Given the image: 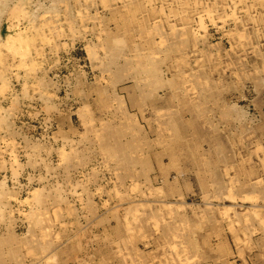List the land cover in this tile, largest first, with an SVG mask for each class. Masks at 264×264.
Listing matches in <instances>:
<instances>
[{"label": "rangeland", "instance_id": "obj_1", "mask_svg": "<svg viewBox=\"0 0 264 264\" xmlns=\"http://www.w3.org/2000/svg\"><path fill=\"white\" fill-rule=\"evenodd\" d=\"M0 52V264H264V0H0Z\"/></svg>", "mask_w": 264, "mask_h": 264}, {"label": "bare ground", "instance_id": "obj_2", "mask_svg": "<svg viewBox=\"0 0 264 264\" xmlns=\"http://www.w3.org/2000/svg\"><path fill=\"white\" fill-rule=\"evenodd\" d=\"M3 1H4V0H3ZM143 1H144V0H143ZM184 1H185V0H184ZM146 2H147V1H146ZM174 2H175V1H174ZM182 2H183V1H181V2L178 1V4L181 5ZM172 3H173V2H172ZM169 4H170V3H169ZM186 4H187V3L184 2L182 5L185 6ZM1 5H2V4H1ZM17 5H21V3H20V4H17ZM17 5H16V6L13 5V11L11 10L12 13H13V14H12V13H11V14H12L13 16L17 17V18H14V20H18L19 17H24V16H25L24 13H25L26 10L22 7L23 5H22V6H18V7H17ZM175 5H176V4H175ZM182 5H181V7H183ZM24 6H25V5H24ZM150 7H151V6H150ZM155 7H156V6H155ZM206 7H207V6H206ZM148 8H149V7H148ZM162 8H163V7H162ZM11 9H12V6H11ZM180 9H181V8H180ZM77 10L79 11V8H78ZM150 10H151V9H150ZM207 10H208V9H207ZM207 10H205V11L207 12ZM74 11L76 12V9H75ZM176 11L178 12V11H180V10L177 9ZM182 11H184V9H182ZM210 11H213V10H210ZM162 12H163V11H162ZM26 13H27V12H26ZM159 13H160V12H159ZM207 13H208V12H207ZM211 13H212V12H211ZM23 14H24V15H23ZM77 14H78V13H77ZM145 14H146V13H145ZM204 14H205V13H204ZM141 15H142V14H141ZM161 15H163V14H161ZM202 15H203V11H202ZM205 15H206V14H205ZM208 15H210V14L208 13ZM164 16H165V15H164ZM199 16H201V15H199ZM199 16H198V19L200 18ZM11 17H12V16H11ZM201 17H202V16H201ZM203 18H204V17H203ZM201 19H202V18H200V20H199L200 23L202 22ZM135 21H136V20H135ZM203 21H204V20H203ZM147 22H148V20H147ZM156 22H157V21H156ZM49 24H50V23H49ZM201 24H202V23H201ZM201 24H198V25L200 26ZM18 26H19L18 23H17V25H16V23H15V24H13V25L10 26L12 29H14V31H15V29H16V31H15V32H16V35H15V36H13V35H9V36L7 37V39L10 40V41H12V42H9L8 44H6V45H7L6 48H9V50L13 51V52H14V55H23V54L25 53V51H26V49H24V46H22V45H24V44H23L22 42H21L20 44L15 43V41H18V40L20 39L19 37H20V35H21L20 29H19L21 26H20L19 28H18ZM43 26L46 27L45 25H43ZM47 26H48V25H47ZM49 26H50V25H49ZM154 26H155V25H154ZM202 26H207V25H204V22H203ZM10 27H9V28H10ZM29 27H30V26H29ZM70 27H71V26H70ZM17 28H18L19 30H17ZM202 28H203V27H202ZM205 28H206V27H205ZM205 28H204V29H205ZM49 29H50V28H49ZM25 30H26V29H25ZM70 31H71V30H70ZM57 33H58V32H56V33H54V34H57ZM146 33H147V31H146ZM244 33H245V32H244ZM44 34H45V33H44ZM241 35H242V33H241ZM45 36H46V34H45ZM54 36H55V35H54ZM57 36H59V34H57ZM243 36H244V35H243ZM39 38H40V37H39ZM157 38H158V37H157ZM160 39H161V37H160ZM160 39H159V40H160ZM241 39H242V37H241ZM8 40H7V41H8ZM45 40H47V39H45ZM159 40H158V41H159ZM161 40H162V39H161ZM5 43H7V42L5 41ZM25 43H26V42H25ZM162 43H163V42H162ZM3 44H4V43H3ZM152 44H153V42H152ZM160 44H161V43H160ZM160 44H159L158 46H160ZM1 46H2V45H1ZM3 46H5V45H3ZM161 46H162V45H161ZM161 46H160V47H161ZM152 49H153V47H152ZM94 53H96V52L94 51ZM24 55H25V54H24ZM153 55H154V54H153ZM0 56H1V52H0ZM25 56H26V55H25ZM25 56H23V57H25ZM156 56H157V55H156ZM210 56H211V55H210ZM19 57L21 58L20 60H22L23 57H22V56H19ZM95 57H96V56H95ZM0 59H1V57H0ZM26 59H27L26 57L23 58V60H25V62H26V64H27ZM1 61H2V60H1ZM1 61H0V63L3 62V61H2V62H1ZM25 62H24V63H25ZM32 62H33V61H32ZM21 64H22V61H21ZM32 65H33V64H32ZM25 67H26V66H25ZM33 67H34V66H33ZM32 78H33V77H32ZM35 81H36V80H35ZM32 82H33V81H32ZM37 82H39V81H37ZM37 82H36V83H37ZM26 84H27V83H26ZM26 84H25V87H26ZM35 85H36V84H35ZM128 120H129V119H128ZM132 121H133V119H132ZM97 134H98V133H97ZM100 139H101V138H100ZM107 141H108V140H107ZM108 142H109V141H108ZM33 146H34V145H33ZM256 146H257V145H256ZM257 148H258V147H257ZM259 148H260V146H259ZM30 149H31V148H30ZM102 150H103V149H102ZM112 150H113V149H112ZM104 151H107V150L105 149ZM110 152H112V151H110ZM108 154H109V151H108ZM115 154H116V153H115ZM64 155H67V154H64ZM104 155H105V153H104ZM109 155H110V154H109ZM105 156H106V155H105ZM107 156H108V155H107ZM113 156H114V154H113ZM109 157H110V156H109ZM115 157H116V156H115ZM110 158L112 159V156H111ZM15 160H16V156H15ZM130 167H131V166H130ZM130 167H129V168H130ZM244 172H245V171H244ZM251 172H252V171H251ZM247 176H249V175H247ZM133 185H136V184H133ZM137 185H138V184H137ZM38 191H39V190H38ZM38 191H37V189H36V192H35V190H34L35 193H37ZM230 192H231V191H230ZM230 192H229V195H230L229 198L231 197ZM38 193H39V192H38ZM38 193H37V194H38ZM37 194H36V195H37ZM36 195H34V196H36ZM38 195H39V194H38ZM45 195H46V194H45ZM232 195H233V193H232ZM34 196H33V197H34ZM227 196H228V195H227ZM227 196H226V198H227ZM250 196H251V195H250ZM241 197H242V196H241ZM245 197H246V196L244 195V199H245ZM253 197H254V196L250 197L251 200H253V199H252ZM41 198H43V197H41ZM44 198H45V197H44ZM44 198H43V199H44ZM232 198H234V197H232ZM232 198H231V199H232ZM250 198H249V199H250ZM57 199H58V198H57ZM26 200H27V199H26ZM46 200H47V199H46ZM232 200H233V199H232ZM34 201H35V200H34ZM253 201H254V200H253ZM132 205H135V203L132 204ZM132 205H131V206H132ZM135 206H136V205H135ZM135 206H134V207H135ZM143 206H144V205H143ZM168 206H169V205H168ZM134 207H133V208H134ZM140 207H142V205H141ZM146 207H147V206H146ZM137 208H139V206H138ZM137 208H135V209H137ZM168 208H169V207H168ZM228 208H229V207H228ZM231 208H232V207H231ZM128 209H129V208H128ZM128 209L126 210V213H128V212H127V211H129ZM225 209H226V208H225ZM229 209H230V208H229ZM132 210H133V209H132ZM226 210L228 211V209H226ZM135 211H136V210H135ZM31 212L33 213V210H32ZM35 212H37V211H36V210L34 211V215H33V216H35ZM132 212H133V211H132ZM132 212H131V213H132ZM138 212H139V211H138ZM138 212H137V213H138ZM225 212H226V211H225ZM37 213H38V212H37ZM134 213H135V212H134ZM134 213H133V214H134ZM133 214H131V216H132ZM37 215H38V214H37ZM126 215H127V214H126ZM29 216H30V215H29ZM33 216H30V217H33ZM131 216H130V217H131ZM134 216H135V215H134ZM256 216H257V215H256ZM123 217H124V215H123ZM125 217H127V216H125ZM35 218H36V216H35ZM132 218H133V217H132ZM36 219H39V218H36ZM34 221H35V220H34ZM120 221H121V220H120ZM124 221H128V220H125V219H124ZM121 222H123V221H121ZM124 223H125V222H124ZM125 224H126V223H125ZM121 225H122V224H121ZM129 225H130V223L128 222V224H127L128 228H129ZM127 226H126V227H127ZM230 226L233 228L232 224H231ZM123 227H125V225H124ZM128 228H127V229H128ZM232 228H231V229H232ZM130 229H131V228H129L128 230H130ZM233 229H234V228H233ZM131 231H132V229L130 230V232H131ZM237 238H239V237H237ZM238 241H239V240H238ZM239 242H240V241H239ZM223 245H224V244H223ZM220 247H221V246H220ZM179 254H181V253H179ZM48 255H49V254H48ZM48 255H47V256H48ZM52 255H53V254H52ZM138 256H141V255H138ZM138 256H137V257H138ZM179 257H180V255H179ZM44 259H46V258H44ZM52 259H54V257H53ZM52 259H50V260L53 262ZM137 259H139V258H137ZM47 260H49V258H47ZM47 260H46V261H47ZM50 260H49V261H50ZM139 260H140V259H139ZM139 260H138V262H140ZM159 260H160V259H159ZM46 261H45V263L48 264V263H47L48 261H47V262H46ZM142 261H144V260H141V263H142ZM138 262H137V263H138ZM160 262H161V260H160ZM147 263H148V262H147ZM229 264H231V263H229Z\"/></svg>", "mask_w": 264, "mask_h": 264}]
</instances>
